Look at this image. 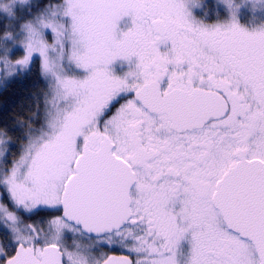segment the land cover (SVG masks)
Masks as SVG:
<instances>
[{
    "label": "snow or ice",
    "instance_id": "6c2138e0",
    "mask_svg": "<svg viewBox=\"0 0 264 264\" xmlns=\"http://www.w3.org/2000/svg\"><path fill=\"white\" fill-rule=\"evenodd\" d=\"M222 2L54 0L0 33V79L47 81L0 123V264H264V20Z\"/></svg>",
    "mask_w": 264,
    "mask_h": 264
},
{
    "label": "trees",
    "instance_id": "16d2710c",
    "mask_svg": "<svg viewBox=\"0 0 264 264\" xmlns=\"http://www.w3.org/2000/svg\"><path fill=\"white\" fill-rule=\"evenodd\" d=\"M54 0H34V2L27 8H23L16 12L15 18L8 20L0 16V33L5 29H19V25L26 20L32 18L31 13H34L37 8L36 5H46ZM216 10V8H215ZM214 10V11H215ZM222 14L220 11L211 12V19ZM46 90V81L38 70V60L34 65L33 70L13 79L5 87L0 89V123L4 121H11L13 117L19 120H27L36 111L37 104L40 105L41 112L43 110L44 92ZM26 129L18 128L15 132L10 133L14 140L18 143H23V135ZM18 148L13 149V152H18ZM12 159V157H10Z\"/></svg>",
    "mask_w": 264,
    "mask_h": 264
},
{
    "label": "rangeland",
    "instance_id": "374dc122",
    "mask_svg": "<svg viewBox=\"0 0 264 264\" xmlns=\"http://www.w3.org/2000/svg\"><path fill=\"white\" fill-rule=\"evenodd\" d=\"M260 1L261 0H234V3L236 5H241V7L239 9V12H240L239 19L242 15H244L243 12L247 10V15L249 16V19L251 20V22L258 23V22H260V20H264V8H263L264 5H262V3H260ZM0 2H3V0H0ZM33 2H34V0H28L27 4H24V5L17 4L16 9H15V13L20 9L23 10V8L29 7ZM223 7H224V5H223L222 0H198V3H197L196 8H195V15L204 19L203 17H207V16L211 15V12L214 13V12L220 11L221 8H223ZM215 8H216V10H215ZM222 13H224L223 17H222V14L220 15V17H222V18H225L228 15V12L226 9ZM0 16L7 18L8 20L13 18V17H9L8 14L3 12V11H0ZM128 18L132 19V16L129 15ZM204 20H206V18ZM206 21L208 22V20H206ZM240 22L242 23L241 20H240ZM23 23H21L19 25V28ZM122 26L127 27V24L125 22H123ZM130 26H132V24ZM49 39L51 40V37H49ZM22 56H23V52L17 51V57L19 58ZM36 59L38 60V58H36ZM12 80L13 79H10V80H3L2 79L1 87H5ZM46 85H47V81H46ZM1 87H0V89H1ZM28 222L30 223L31 221H28ZM76 243L79 244L81 247H84V246H86L87 241L82 240V239H77ZM69 250L70 251L76 250L75 248H73L71 246V241H69Z\"/></svg>",
    "mask_w": 264,
    "mask_h": 264
},
{
    "label": "flooded vegetation",
    "instance_id": "af4514ba",
    "mask_svg": "<svg viewBox=\"0 0 264 264\" xmlns=\"http://www.w3.org/2000/svg\"><path fill=\"white\" fill-rule=\"evenodd\" d=\"M260 3H262V5H264V0H261ZM263 8H264V6H263ZM220 12L222 13L223 11L220 10ZM243 14L244 15H242L240 17V20L242 21V23H254V22H251V20L249 19V16L247 15V10L244 11ZM223 15H224V13H222V17H223ZM128 16L125 15V16L121 17L120 20L117 21V34L118 35H121L124 31H127L129 28H131L133 26L132 19L128 18ZM222 17H220V18L223 19ZM203 18L204 19L206 18V20H208V22H215L217 20V17H213L211 19L210 16H207V17H203ZM123 22H125L127 24V27L122 26ZM131 24H132V26H130ZM136 63H137V58L135 56L130 57V58L117 57L107 67L113 75L122 77V76H125L130 71L134 70ZM86 74L87 73L84 72L83 70H78V75L83 76ZM113 254L118 255L119 253H113Z\"/></svg>",
    "mask_w": 264,
    "mask_h": 264
},
{
    "label": "water",
    "instance_id": "95a60500",
    "mask_svg": "<svg viewBox=\"0 0 264 264\" xmlns=\"http://www.w3.org/2000/svg\"><path fill=\"white\" fill-rule=\"evenodd\" d=\"M1 81H2V79H0V85H1Z\"/></svg>",
    "mask_w": 264,
    "mask_h": 264
}]
</instances>
